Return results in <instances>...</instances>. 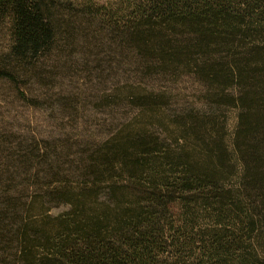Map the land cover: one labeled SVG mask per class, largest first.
Returning a JSON list of instances; mask_svg holds the SVG:
<instances>
[{
    "label": "trees",
    "instance_id": "1",
    "mask_svg": "<svg viewBox=\"0 0 264 264\" xmlns=\"http://www.w3.org/2000/svg\"><path fill=\"white\" fill-rule=\"evenodd\" d=\"M0 22V82L25 103L81 58L89 74H190L237 111L227 145L220 117L168 115L129 85L135 120L82 163L63 169L56 141H0V264H264V0H0Z\"/></svg>",
    "mask_w": 264,
    "mask_h": 264
},
{
    "label": "rangeland",
    "instance_id": "2",
    "mask_svg": "<svg viewBox=\"0 0 264 264\" xmlns=\"http://www.w3.org/2000/svg\"><path fill=\"white\" fill-rule=\"evenodd\" d=\"M96 1L112 3L114 0ZM8 43V32L0 22V51ZM78 62V67L73 69L64 63L57 69H50L55 78L50 80L49 86L46 85L47 79L27 84L24 92L33 99L32 103L18 99L12 87L0 82V141L7 140V146L16 142L15 137H20L19 142L31 139L49 143L56 141L54 145L61 147L65 154L61 160L65 165L61 162L63 169L69 161L82 163L89 157L87 151L100 148L112 131L135 120L140 109L130 104L125 94L131 85L144 94L152 93L160 97V101L166 103L161 109L168 115L215 114L224 123L227 145L231 144L237 111L226 106H209L206 88L196 77L187 74L178 78L153 76L140 79L133 73L136 67L126 61L114 65V70L105 67L103 74L98 75L93 69L96 66L94 63L85 64L81 58ZM90 70L95 72L89 74ZM129 77L130 81L127 80ZM151 131L168 138L162 126H156ZM80 182L75 175L71 186L77 187ZM66 209L62 205L54 206L50 215L55 217ZM193 239L197 240L196 237Z\"/></svg>",
    "mask_w": 264,
    "mask_h": 264
}]
</instances>
